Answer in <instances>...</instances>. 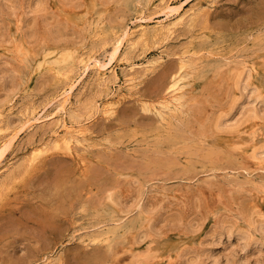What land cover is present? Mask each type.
I'll return each instance as SVG.
<instances>
[{"label": "rangeland", "instance_id": "374dc122", "mask_svg": "<svg viewBox=\"0 0 264 264\" xmlns=\"http://www.w3.org/2000/svg\"><path fill=\"white\" fill-rule=\"evenodd\" d=\"M126 1L0 0V126L11 128L0 131V145L9 143L10 148L0 163L5 191L0 198V264H44L50 259L53 264H264V152L253 159L252 149L237 147L256 120L253 142L264 151V0H188L181 12L204 9L196 28L180 24L175 33L157 40L136 45L124 41L112 62L116 72L121 69L119 78L107 70L105 83L90 67L77 79L64 115L88 119V129L75 138L73 153L46 145L50 151L37 154L35 164L25 169L31 147L52 144L56 135L57 118L45 116L56 111L52 104L66 80L54 77L47 62L63 54L97 55L106 61L111 38L132 29L142 8L146 16L153 7L163 12L155 24L176 18H166L163 7H155L160 0ZM181 3L172 0L173 6ZM240 71L242 84L237 80ZM171 76L185 84V103L178 107L164 86ZM255 87L260 99L254 97ZM106 99L117 102L118 111L111 116L99 111ZM34 107L41 121H27L28 109ZM105 234L109 240L95 239Z\"/></svg>", "mask_w": 264, "mask_h": 264}, {"label": "bare ground", "instance_id": "6f19581e", "mask_svg": "<svg viewBox=\"0 0 264 264\" xmlns=\"http://www.w3.org/2000/svg\"><path fill=\"white\" fill-rule=\"evenodd\" d=\"M128 1V0H127ZM126 1V2H127ZM182 1V3H181V5H179V6H173L172 5V0H160V2L158 3V5H154L155 7H159L160 8V6L161 7H163V9L164 10H162V11H164V13H165V15L167 16L166 18H170L171 16H174V15H176V18H175V20H173V21H169L168 23H164V22H162L161 20H158L157 21V24H155L154 22H156V21H154V18H156V17H158L159 16V14L160 13H163V12H160L159 10H157V9H155L154 7H153V10H151V8H149L150 9V13H149V11L147 12V13H149L147 16L145 15L146 13H145V11H144V9L142 8V10L138 13V15H137V18H136V21L134 22V24H135V26L131 29V28H125V29H123V32L121 31V29H120V26H118L119 27V29H120V31L122 32V33H118V34H114L115 35V37L113 36V38H111V36H110V38L111 39H113V41H112V44H111V50L109 51V55H108V58H107V60L105 61V59H104V61H101L100 59H98L96 56H94V55H89V56H87V57H79V56H73V54H67L66 56L63 54L61 57H58V58H56V60H55V62L53 61V63L52 62H50V63H48L47 62V64H48V71H50V73L54 76V77H56V78H58V79H61V78H64L66 81H65V83H64V87H63V91L60 93V94H58L59 95V97L60 98H58L57 100H56V102H54L53 104L52 103H50V101L49 102H45V103H50V104H52L54 107H55V109H56V111L55 112H53V110H52V112L50 113V114H48V115H46L45 117H48L49 119H54V118H57V121H56V125H57V130L55 131V137L52 139V141H50V142H52V144H49V142H45V143H43L42 145H39L38 144V146H35L34 145V147H31L32 149L30 150V156L28 157V158H26L25 159V169H27L28 167H32V165H34L35 164V162L37 161V154L39 155L40 154V152H45V151H47V150H49L47 147H49V146H47L46 147V145H51V148H53L54 150H57V151H61V152H65V153H68V154H72L73 153V146H75L73 143H74V140H76L77 139V137L79 138V136L81 137V136H83L84 134H87L86 133V131H87V129H88V126H87V123H86V121L88 120V119H81V118H79V116L76 114V116H78V117H76L75 116V118L74 119H70V120H68L67 118H66V116L64 115V113L66 112V105L68 104V102H69V98L71 97V93H72V91H75L74 90V88L76 87V85H77V79L79 78V77H81L82 75H84L83 73L85 72H87V71H89L90 70V67H95L96 69H97V71H98V73L100 74V77H101V79H102V81H104L105 83H109V80H107V76H106V71L107 70H111L112 71V74H114V76H115V78H119V75L120 74H117V72H118V69H117V72H116V70L114 69V68H112V67H114V66H112V62H113V59L116 57V55H118L119 53H120V51H121V48H122V46H123V43H125V42H127V43H130V44H133V43H135V42H146V41H148V40H152V39H154V40H157V39H160V38H162L163 36H167V35H170V34H172L174 31H175V28L177 27V25H182V24H187V25H189V26H195V24H196V22L197 21H199V17L202 15V14H204V9H203V7H197V8H192V9H188V10H185L184 12H181V10H180V8L182 7L183 8V5H185L186 3H187V1L188 0H181ZM154 2H156V1H154ZM127 3H129V2H127ZM136 3V2H135ZM137 4H138V1H137ZM155 4V3H154ZM180 4V3H179ZM92 5V4H91ZM136 5V4H135ZM205 5V4H204ZM149 6V5H148ZM152 6V5H151ZM127 7V6H126ZM193 7V6H192ZM207 7V6H206ZM128 8V7H127ZM139 8V7H138ZM148 9V8H147ZM148 9V10H149ZM186 9V8H185ZM206 9V8H205ZM183 10V9H182ZM134 11V10H133ZM134 13V12H133ZM145 13V14H144ZM85 15V14H84ZM21 16H22V14H21ZM77 17H79L80 18V15L78 16L77 15ZM21 18V17H20ZM76 18V16L74 17V19ZM129 18V17H128ZM173 18V17H172ZM81 19V18H80ZM158 19V18H157ZM21 20V19H20ZM76 20H79L78 18L76 19ZM100 20V19H99ZM135 20V19H134ZM164 20V19H163ZM171 20V19H170ZM122 21H123V19H122ZM131 21H133V20H131ZM22 22V21H21ZM20 22V23H21ZM102 22V21H101ZM130 22V21H129ZM154 23L155 25H151V23ZM202 22V21H201ZM19 23V24H20ZM97 23H99L98 21L96 22V24ZM18 25V24H17ZM21 25V24H20ZM98 26V25H97ZM104 26H106V25H104ZM125 26V25H124ZM127 26H128V24H127ZM133 26V25H132ZM131 26V27H132ZM201 26V25H200ZM15 27V29H16V26H14ZM13 27V28H14ZM20 27V26H19ZM85 27V26H84ZM83 28V27H82ZM99 28V27H98ZM102 28H105V27H102ZM109 28V27H108ZM114 28V27H113ZM195 28H196V26H195ZM95 29V28H94ZM97 29V28H96ZM111 29V28H110ZM116 29V28H115ZM182 29V28H181ZM201 29V28H200ZM17 30V29H16ZM15 30V31H16ZM86 30V29H85ZM91 30H93V29H91ZM94 31V30H93ZM95 31H97V30H95ZM94 31V32H95ZM113 31V30H112ZM119 31V32H120ZM114 32V31H113ZM14 33H16V32H14ZM90 33H92V32H90ZM175 33V32H174ZM193 34V33H192ZM205 34V33H204ZM86 35V34H85ZM93 35V34H92ZM198 35V34H197ZM207 35V34H206ZM199 36V35H198ZM204 36V35H203ZM15 37V36H14ZM96 37H97V34H96ZM102 37V36H101ZM189 37V36H188ZM201 37V36H200ZM207 37V36H206ZM219 37V36H218ZM217 37V38H218ZM88 38H90V37H88ZM170 38V37H169ZM199 38V37H198ZM204 38V37H203ZM207 38H209V37H207ZM16 39V38H15ZM92 39V38H91ZM189 39H191L190 37H189ZM197 39V38H196ZM216 39V38H215ZM85 40V39H84ZM171 40V39H170ZM169 40V41H170ZM208 40V39H207ZM68 41V40H67ZM73 41V40H72ZM96 41V40H95ZM109 41H111V40H109ZM125 41V42H124ZM222 41V40H221ZM21 42H23V40L21 41ZM65 42H66V40H65ZM107 42V41H106ZM187 42V41H186ZM185 42V43H186ZM203 42V41H202ZM201 42V43H202ZM209 42V41H208ZM16 45H18L19 43H18V41H16ZM163 43V42H162ZM23 44V43H22ZM108 44V43H107ZM110 44H108V45H110ZM140 44V43H139ZM156 44V43H155ZM164 44V43H163ZM208 44V43H207ZM213 44V43H212ZM15 45V46H16ZM97 45V44H96ZM106 45V44H105ZM104 45V46H105ZM107 45V46H108ZM133 45H136V44H133ZM158 45V44H157ZM165 45V44H164ZM198 45V44H197ZM13 46V45H12ZM22 46H24V44L22 45ZM79 46V45H78ZM84 46H86L85 44H84ZM103 46V47H104ZM132 46V45H131ZM155 46V45H154ZM214 47H216L215 45H213ZM221 46H222V44H221ZM26 47V46H25ZM66 47V46H65ZM81 47H82V45H81ZM90 47V46H89ZM143 47V46H142ZM160 47V46H159ZM162 47V46H161ZM219 47V46H218ZM13 48V47H12ZM15 48V47H14ZM95 48V47H94ZM145 48V47H144ZM153 48H155V47H153ZM182 48V47H181ZM19 49V48H18ZM18 49H16V50H18ZM22 49V48H21ZM24 49V48H23ZM22 49V50H23ZM43 49V48H42ZM49 49H52V48H49ZM66 49V48H65ZM72 49V48H71ZM132 49V48H131ZM139 49V48H138ZM151 49V48H150ZM150 49H148V50H150ZM160 49H162V48H160ZM183 49V48H182ZM15 50V51H16ZM56 50V49H55ZM70 50V49H69ZM76 50V49H75ZM82 50V49H81ZM96 50V49H95ZM94 50V51H95ZM106 50V49H105ZM183 50H185V49H183ZM226 50V49H225ZM11 51H12V49H11ZM24 51V50H23ZM27 51H28V48H27ZM47 51V50H46ZM49 51V50H48ZM60 51V50H59ZM100 51V50H99ZM98 51V52H99ZM186 51H187V49H186ZM189 51V50H188ZM206 51H208V50H206ZM216 51V50H215ZM214 51V52H215ZM25 52V51H24ZM54 52V51H53ZM67 52V51H66ZM96 52V51H95ZM104 52H106V51H104ZM131 52V51H130ZM164 52V51H163ZM198 52V51H197ZM196 52V53H197ZM204 52V51H203ZM211 52H213V51H211ZM216 52H218V51H216ZM215 52V53H216ZM50 53V52H49ZM59 53V52H58ZM75 53V52H74ZM78 53V52H77ZM82 53V52H81ZM80 53V54H81ZM94 53V52H93ZM107 53V52H106ZM105 53V54H106ZM186 53V52H185ZM188 53H191V52H188ZM18 54V53H17ZM52 54V53H51ZM76 54V53H75ZM95 54V53H94ZM123 54V53H122ZM142 54V53H141ZM159 54V53H158ZM160 54H162V53H160ZM200 54V53H199ZM209 54V53H208ZM214 54V53H213ZM223 54V53H222ZM54 55H56V54H54ZM88 55V54H87ZM120 55V54H119ZM124 55V54H123ZM145 55V54H144ZM210 55V54H209ZM215 55V54H214ZM218 55V54H217ZM216 55V56H217ZM41 56V55H40ZM82 56V55H81ZM140 56V55H139ZM158 56V55H157ZM179 56H182V55H179ZM179 56H177V57H179ZM186 56V55H185ZM215 56V57H216ZM218 56H221V55H218ZM225 56V55H224ZM228 56V55H227ZM27 57V56H26ZM106 57V56H105ZM124 57V56H123ZM135 57V56H134ZM141 57V56H140ZM140 57H139V59H140ZM190 57V56H189ZM196 57H199L198 56V54H197V56ZM201 57V56H200ZM212 57V56H211ZM210 56H209V58H211ZM69 58H74V63H73V61L72 60H70L69 61V63H73V64H70V66H69V63H68V60H69ZM119 58V57H118ZM142 58V57H141ZM156 58V57H155ZM163 58V57H162ZM161 58V59H162ZM202 58V57H201ZM212 58H214V56L212 57ZM221 58H222V56H221ZM225 58V57H224ZM44 59V58H43ZM46 59V58H45ZM133 59V58H132ZM158 59V58H157ZM189 59V58H188ZM192 59V58H191ZM190 59V60H191ZM203 59H204V57H203ZM206 59V58H205ZM204 59V60H205ZM228 59V58H227ZM27 60V59H26ZM47 60V59H46ZM54 60V59H53ZM149 60V59H148ZM147 60V61H148ZM153 60V59H152ZM178 60V59H177ZM182 60V59H181ZM184 60H186V59H184ZM216 60V59H215ZM223 60V59H222ZM37 61V60H36ZM45 61V60H44ZM50 61V60H49ZM115 61V60H114ZM118 61V60H117ZM122 61V60H121ZM140 61V60H139ZM194 61V60H193ZM192 61V62H193ZM203 61V60H202ZM214 61V60H213ZM224 61V60H223ZM227 61V60H226ZM24 62V61H23ZM43 62V61H42ZM60 62H64V63H60ZM77 62H78V64H77ZM137 62V61H136ZM143 62V61H142ZM149 62H150V60H149ZM159 62V61H158ZM182 62H183V64L182 65H184V61L182 60ZM207 62V61H206ZM205 62V63H206ZM209 62V61H208ZM211 62V61H210ZM209 62V63H210ZM217 62V61H216ZM133 63V62H132ZM178 63V62H177ZM189 63V62H188ZM195 63V62H194ZM197 63V62H196ZM215 63V62H214ZM219 63H221V61H219ZM253 63V62H252ZM43 64V63H42ZM128 64V63H127ZM126 64V65H127ZM244 64V63H243ZM72 65V66H71ZM76 65H78V66H76ZM146 65H148V64H146ZM179 65H181V63L179 64ZM186 65H188L187 64V62H186ZM192 65H195L196 66V64H192ZM208 65V64H207ZM213 65V64H212ZM257 65V64H256ZM36 66V65H35ZM41 66V65H40ZM76 66V67H75ZM118 66H121V65H119L118 64ZM130 66V65H129ZM128 66V67H129ZM133 66V65H132ZM155 66H157V65H154V67ZM177 66V65H176ZM249 66V65H248ZM78 67H82V68H78ZM141 67V66H140ZM189 67V66H188ZM200 67V66H199ZM203 67H204V65H203ZM202 67V68H203ZM206 67V66H205ZM209 67V66H208ZM257 67V66H256ZM259 67V66H258ZM262 67V66H261ZM33 68H34V66H33ZM32 68V69H33ZM122 68V67H121ZM124 68V67H123ZM130 68V67H129ZM178 68V67H177ZM192 68V67H191ZM264 68V67H263ZM30 69V68H29ZM31 69V71H33V70H35V69H33L32 70ZM175 69V68H174ZM182 69H184L183 67H182ZM121 69H119V71H120ZM178 70V69H177ZM187 70V69H186ZM235 70V69H234ZM233 70V71H234ZM252 70V69H251ZM262 70V69H261ZM31 71H29V72H31ZM43 71V70H42ZM94 71V70H93ZM123 71V70H122ZM121 71V72H122ZM147 71V70H146ZM150 71H151V67H150ZM194 71H195V69H194ZM245 71V70H244ZM256 71V70H255ZM149 72V71H148ZM179 72V71H178ZM177 72V73H178ZM189 72V71H188ZM197 72V71H196ZM195 72V73H196ZM199 72H200V70H199ZM198 72V73H199ZM235 72V71H234ZM252 72H253V70H252ZM33 73H34V71H33ZM40 73V72H39ZM184 73V72H183ZM241 73H242V71H240L239 72V75H238V83H239V81H240V79H241V77H239V76H241ZM245 73H246V71H245ZM254 73V72H253ZM29 74V73H28ZM108 74V73H107ZM110 74V73H109ZM127 74V73H126ZM171 74V73H170ZM174 74V73H173ZM188 74V73H187ZM91 75V74H90ZM89 75V76H90ZM132 75V74H131ZM141 75H143V74H141ZM34 76V75H33ZM85 76V75H84ZM83 76V77H84ZM184 76V75H183ZM26 77V76H25ZM35 77V76H34ZM33 77V78H34ZM83 77H81L80 79H83ZM172 77V76H171ZM245 77H248V75L247 76H245ZM96 78V77H95ZM127 78V77H126ZM135 79V78H134ZM251 79V78H250ZM25 80V79H24ZM91 80V79H90ZM98 80V79H97ZM119 80V79H118ZM136 80V79H135ZM166 80V79H165ZM190 81H191V79H189ZM249 80V79H248ZM34 81V80H33ZM243 81V80H242ZM132 82V81H131ZM241 82V81H240ZM56 83V82H55ZM120 83V82H119ZM122 83V82H121ZM128 83H130V82H128ZM31 84V83H30ZM79 84V83H78ZM81 84V83H80ZM84 84H85V81H84ZM83 84V85H84ZM111 84V83H110ZM138 84V83H137ZM136 84V85H137ZM187 84V83H186ZM190 84V83H189ZM241 84H242V82H241ZM244 84V83H243ZM259 84V83H258ZM101 85V84H100ZM107 85V84H106ZM128 85V84H127ZM251 85V84H250ZM29 86V85H28ZM121 86V85H120ZM164 86H166L167 87V90L171 93V96H172V99L174 100V102H175V104L174 103H172V106H173V104L176 106V107H178L179 105L181 106V105H183L184 103H185V96H184V86H185V84H182L181 83V78L178 76V77H172L170 80H168L167 82H165V85ZM163 86V87H164ZM188 86V85H187ZM241 86V85H240ZM33 87V86H32ZM80 87V86H79ZM83 87V86H82ZM96 87V86H95ZM135 87V86H134ZM189 87V86H188ZM242 87V86H241ZM240 87V88H241ZM55 88V87H54ZM111 88V87H110ZM123 88V87H122ZM126 88V87H125ZM128 88V87H127ZM131 88V87H130ZM137 88H138V85H137ZM136 88V89H137ZM256 88V87H255ZM21 89V88H20ZM29 89H30V87H29ZM29 89H27V91L29 90ZM56 89V88H55ZM112 89V88H111ZM113 89H114V87H113ZM188 89V88H187ZM22 90V89H21ZM101 90V89H100ZM116 90V89H115ZM125 89H123V91H124ZM166 90V91H167ZM251 90V89H250ZM129 91V90H128ZM128 91H126V93H128ZM190 91V90H189ZM256 94H255V98H259V97H261V91H260V89H257L256 88ZM30 92V91H29ZM136 92L138 93V90H136ZM235 92V91H234ZM250 92V91H249ZM254 92H255V89H254ZM28 93V92H27ZM97 93V92H96ZM100 93V92H99ZM99 93H97V94H99ZM114 93V92H113ZM116 93V92H115ZM120 93H122V92H120ZM133 94H134V92H132ZM164 93H165V89H164ZM194 93V92H193ZM263 93V92H262ZM25 94V93H24ZM123 94V93H122ZM129 94V93H128ZM166 94V93H165ZM16 95V94H15ZM15 95H13V96H15ZM30 95V94H29ZM28 95V96H29ZM94 95H96V94H94ZM103 95V94H102ZM106 95H108L107 93H106ZM114 95V94H113ZM132 95V94H131ZM134 95H136V94H134ZM238 95V94H237ZM249 95V94H248ZM252 95H253V93H252ZM56 96V95H55ZM74 96V95H73ZM98 96V95H97ZM112 96V95H111ZM116 96V95H115ZM121 96V95H120ZM126 96V95H125ZM163 96V94L160 96V97H162ZM168 96V95H167ZM170 96V95H169ZM98 97H100V96H98ZM101 97H103V96H101ZM100 97V98H101ZM132 97H135V96H132ZM139 97H141V96H139ZM164 97V96H163ZM166 97V96H165ZM191 97V96H190ZM249 97V96H248ZM13 98V97H12ZM56 98V97H55ZM91 98V97H90ZM93 98V97H92ZM131 97H129V99H130ZM135 98H137V96L135 97ZM145 98H147V97H145ZM145 98H144V101H146L145 100ZM72 99V98H71ZM89 99V98H88ZM113 99V98H112ZM158 99V98H157ZM260 99V98H259ZM262 99V98H261ZM55 100V99H54ZM73 100V99H72ZM95 101V100H98V99H92V101ZM134 100V99H133ZM137 100V99H136ZM140 100V99H139ZM171 100V99H170ZM251 100V99H250ZM249 100V101H250ZM8 101V100H7ZM11 101H12V99H11ZM91 100H90V102H92ZM143 100H141L140 102H142ZM143 101V102H144ZM154 101H156V100H154ZM172 101V100H171ZM252 101H253V99H252ZM36 102V101H35ZM53 102V101H52ZM96 102V101H95ZM148 102H150V101H148ZM158 102V101H157ZM159 102H161V101H159ZM168 102H170V101H168ZM254 102V101H253ZM44 103V104H45ZM71 103V102H70ZM97 103H98V101H97ZM101 103V102H100ZM122 103V102H121ZM139 103V102H138ZM147 103V102H146ZM145 103V104H146ZM162 103V102H161ZM165 103V102H164ZM240 103V102H239ZM238 103V104H239ZM259 103V102H258ZM261 103H262V101H261ZM3 104V103H2ZM36 104V103H35ZM49 104V105H50ZM75 104V103H74ZM73 104V105H74ZM84 104H86V102L84 103ZM93 104V103H92ZM116 104H117V102L116 101H114V100H109V99H106L105 101H103L102 102V104H101V107L100 106H98V107H96L97 109L100 107V110L99 111H101L103 114H105L106 116H111V114H114L113 112H114V110H117L116 109ZM154 104V103H153ZM152 104V105H153ZM255 104H257V102L255 103ZM11 105V104H10ZM9 105V106H10ZM70 105V104H69ZM83 105V104H82ZM141 105H143V104H141ZM140 105V106H141ZM166 105V104H165ZM168 105V104H167ZM248 105V104H247ZM250 105V104H249ZM16 106V105H15ZM31 106V105H30ZM46 106H48V104H46ZM89 107H90V105H88ZM88 106H86V107H88ZM95 106V105H94ZM121 106V105H120ZM119 106V107H120ZM149 106H151V105H149ZM154 106V105H153ZM155 106H157V105H155ZM162 106V105H161ZM168 106H170V105H168ZM167 106V107H168ZM171 106V107H172ZM253 106V105H252ZM3 107V106H2ZM39 107L41 108V106L39 105ZM44 107V106H43ZM53 107V108H54ZM69 107V106H68ZM72 107V106H71ZM85 107V108H86ZM89 107H88V109H89ZM163 107H165V106H163ZM162 107V108H163ZM6 108V107H5ZM8 108V107H7ZM6 108V109H7ZM36 107H34V108H29L28 109V114L27 115H29L28 116V118H27V121H30L31 120V118H34L35 119V121H41L43 118L42 117H37L36 115L38 114V112L36 111V109H35ZM39 108V109H40ZM45 108V107H44ZM74 108V107H73ZM82 108V107H81ZM81 108H80V110H79V112L81 111ZM85 108H84V110H85ZM95 108V109H96ZM154 108V107H153ZM258 108V107H257ZM46 109V108H45ZM71 109V108H70ZM90 109H91V107H90ZM172 109V108H171ZM180 109V108H179ZM259 109V108H258ZM2 110V109H1ZM11 110V109H10ZM44 110V109H43ZM47 110H48V108H47ZM156 110V109H155ZM165 110V109H164ZM178 110V109H177ZM82 111H83V109H82ZM81 111V112H82ZM86 111V110H85ZM118 111V110H117ZM145 111V110H144ZM157 111V110H156ZM169 111V110H168ZM249 111V110H248ZM260 111V110H259ZM2 112V111H1ZM0 112V113H1ZM40 112V111H39ZM60 112V113H59ZM88 112H90V111H88ZM171 112V111H170ZM173 112H175V111H173ZM254 112V111H253ZM13 113V112H12ZM26 113H27V111H26ZM42 113V112H41ZM56 113H58V115H56ZM70 113V112H69ZM86 113V112H85ZM94 113V112H93ZM99 113V112H98ZM97 113V114H98ZM117 113V112H116ZM155 113V112H154ZM153 113V114H154ZM158 113V112H157ZM169 113V112H168ZM167 113V114H168ZM180 113H181V111H180ZM255 113H257V112H255ZM2 114V113H1ZM17 114V113H16ZM70 114H72V113H70ZM96 114V115H97ZM184 114V113H183ZM186 114V113H185ZM260 114V113H259ZM13 115V114H12ZM21 115V114H20ZM73 115V114H72ZM71 115V116H72ZM80 115V114H79ZM88 115V114H87ZM157 115V114H156ZM163 115H164V113H163ZM169 115V114H168ZM8 116V115H7ZM56 116H58V117H56ZM69 116V115H68ZM82 116H84V115H82ZM89 116V115H88ZM101 116V115H100ZM104 116V115H103ZM106 116H104V118L106 117ZM114 116V115H113ZM166 116V115H165ZM170 116V115H169ZM173 116V115H172ZM171 116V117H172ZM184 116V115H183ZM232 116V115H231ZM259 116V115H258ZM260 116H261V114H260ZM24 117H25V114H24ZM70 117V116H69ZM81 117V116H80ZM97 117V116H96ZM102 117V116H101ZM175 117V116H174ZM174 117H172V118H174ZM255 118H257V116H254ZM77 118H79V119H77ZM86 118H87V116H86ZM89 118V117H88ZM111 118V117H110ZM171 118V119H172ZM228 118V117H227ZM6 119H7V117H6ZM90 119V118H89ZM107 119V118H106ZM109 119V118H108ZM158 119H160L159 117H158ZM230 119V118H229ZM2 120V119H1ZM15 120V119H14ZM13 120V121H14ZM164 121L166 120L165 118L163 119ZM236 120V119H235ZM251 120V119H250ZM16 121V120H15ZM14 121V122H15ZM27 121H26V123H27ZM33 121V120H32ZM92 121V120H91ZM23 122H25V121H22L21 123H23ZM31 122V121H30ZM167 122H169V121H167ZM166 122V123H167ZM220 122V121H219ZM217 123L216 124V128H218L219 126H220V123ZM227 122V121H226ZM2 123V122H1ZM20 123V122H19ZM46 123H47V121H46ZM89 124H91L90 122H88ZM234 123V122H233ZM33 124V123H32ZM19 125V124H18ZM22 125H24V124H22ZM28 125V124H27ZM30 125V124H29ZM34 125V124H33ZM32 125V126H33ZM223 125H225V124H223ZM91 126V125H90ZM247 126H248V124H247ZM14 127H17V126H14ZM21 127V126H20ZM223 127V126H222ZM243 127V126H242ZM25 128H26V125H25ZM59 128H61L62 129V133L60 134L58 131V129ZM229 128V127H228ZM20 129V128H19ZM18 129V130H19ZM53 129V128H52ZM90 129V128H89ZM224 129V128H223ZM257 129H258V123H257V121L256 120H254L253 121V125L252 126H250V128H249V130H248V134L247 135H245L244 137H242V138H240V141H239V143H237V147L240 149V150H242V151H244V152H246V150L248 149V148H250V149H252V158L253 159H257L258 158V154H260L261 152H264V151H262L263 149H260V148H256V144L253 142V139H254V137H255V133H256V131H257ZM4 130H6V131H10L11 130V128H10V126H6L5 128H3V126H0V131L1 132H3ZM24 130V129H23ZM22 130V131H23ZM30 130V129H29ZM92 130V129H91ZM21 131V130H20ZM235 131V130H234ZM0 132V133H1ZM18 132V131H17ZM25 132V131H24ZM92 132V131H91ZM236 132V131H235ZM19 133V132H18ZM49 133V132H48ZM90 133V132H89ZM227 135H228V133H226ZM52 136V135H51ZM54 136V135H53ZM92 136V135H91ZM1 137V136H0ZM4 137H6V135L4 136ZM87 137V136H86ZM10 138V137H9ZM8 138V139H9ZM21 138V137H20ZM76 138V139H75ZM233 138V137H232ZM2 139H4V138H2ZM261 139V138H260ZM10 140V139H9ZM14 140H16V137H15V139ZM78 140V139H77ZM7 141V140H6ZM43 141V140H42ZM88 141H89V139H88ZM3 142V141H2ZM15 142V141H14ZM14 142H12V143H14ZM17 142H19V140L17 141ZM12 143H10V144H12ZM83 143V142H82ZM86 143V142H85ZM84 143V144H85ZM9 144V143H8ZM8 144H2V145H0V163H1V160L3 159V157L4 156H6V154H5V152H6V150H8V149H10V148H8ZM15 144V143H14ZM35 144V143H34ZM87 144V143H86ZM94 144H95V142H94ZM12 146H13V144H12ZM15 146H16V144H15ZM31 146H33V145H31ZM83 146V145H82ZM103 146V145H102ZM10 147V146H9ZM84 147V146H83ZM91 147V146H90ZM96 147V146H95ZM106 148V147H105ZM29 149V148H28ZM76 149V148H75ZM26 150H27V148H26ZM83 150V149H82ZM212 150V149H211ZM12 151V150H11ZM24 151V150H23ZM50 151V150H49ZM78 151V150H77ZM248 151H250V150H248ZM247 151V152H248ZM10 152V151H9ZM14 152V151H13ZM24 152H27V151H24ZM89 153V152H88ZM5 154V155H4ZM23 154V153H22ZM24 155V154H23ZM26 155V154H25ZM91 155V154H90ZM244 155V154H243ZM246 155V154H245ZM244 155V156H245ZM264 155V154H263ZM262 155V156H263ZM8 156V155H7ZM81 157H83V156H81ZM87 157V156H86ZM92 157V156H91ZM90 157V158H91ZM240 157H241V155H240ZM20 159H22V158H20ZM19 159V160H20ZM82 158H80L79 160H81ZM83 159H85V157L83 158ZM82 159V161H84ZM6 160H9V159H6ZM24 161V160H23ZM247 161V160H246ZM253 161V160H252ZM256 161V160H255ZM258 161V160H257ZM262 161V160H261ZM15 162V161H14ZM40 162V161H39ZM88 162V161H87ZM17 162H15V164H16ZM38 163V162H37ZM258 163V162H257ZM18 164V163H17ZM22 164V163H21ZM86 164H88V163H85V165ZM254 164V163H253ZM259 165H260V163H258ZM263 164V163H262ZM84 165V166H85ZM249 165V164H248ZM82 166V165H81ZM6 167V166H5ZM14 167V166H13ZM22 167H24L23 165H22ZM86 167V166H85ZM244 167V166H243ZM247 167V166H246ZM250 167V166H249ZM7 168H8V166H7ZM17 168H19V167H17ZM82 168V167H81ZM254 168H257V167H254ZM259 168H260V166H259ZM12 169V168H11ZM84 169V168H83ZM82 169V170H83ZM264 168H262V170H263ZM10 170V169H9ZM85 170V169H84ZM257 170V169H256ZM23 171V170H22ZM80 171V170H79ZM87 171V170H86ZM254 172H255V170H253ZM5 172V171H4ZM14 172V171H13ZM18 172V171H17ZM248 172V171H247ZM250 172V171H249ZM248 172V173H249ZM16 173V172H15ZM82 173V172H81ZM80 173V174H81ZM84 173H85V171H84ZM9 174V173H8ZM83 174V173H82ZM6 175V174H5ZM14 177V176H13ZM7 180V179H6ZM264 180V179H263ZM11 181V180H10ZM262 181V180H261ZM248 182H249V180H248ZM252 183V182H251ZM262 183H263V181H262ZM253 184V183H252ZM257 185V184H256ZM6 186V185H5ZM262 186V185H261ZM260 187V186H259ZM259 187H257V189L259 188ZM263 187V186H262ZM261 187V189H263ZM5 191H4V187L2 186V182L0 181V198L2 197V195L4 194L5 195V193H4ZM8 192V191H7ZM8 194H9V192H8ZM255 194V193H254ZM4 195H3V197H4ZM111 196V195H110ZM261 196V195H260ZM263 196V195H262ZM252 197V196H251ZM110 199V198H109ZM1 200V199H0ZM250 200V199H249ZM260 200V199H259ZM258 200V201H259ZM140 201V200H139ZM251 203V202H250ZM263 203V202H262ZM258 204V203H257ZM260 204V203H259ZM138 205H139V203H138ZM262 205V204H261ZM264 205V204H263ZM263 207H261V209H262ZM112 210V209H111ZM111 212V211H110ZM113 213V212H112ZM111 213V214H112ZM105 215V214H104ZM129 215V214H128ZM106 216V215H105ZM108 216V215H107ZM111 216V215H110ZM113 216H114V214H113ZM113 216H112V218H113ZM123 216H125V215H123ZM123 216H121V217H123ZM140 217V216H139ZM109 218V217H108ZM125 218V217H124ZM128 218V217H127ZM105 220H108V219H106V218H104ZM114 219H116V218H114ZM139 219V218H138ZM144 219H145V217H144ZM147 219V218H146ZM103 220V219H102ZM112 220V219H111ZM111 220H109L110 222H111ZM119 220V219H118ZM118 220L116 221L115 220V222L116 223H118ZM142 220V219H141ZM113 221V220H112ZM122 221V220H121ZM120 220H119V222H121ZM137 221V220H136ZM146 221V220H145ZM255 221V220H254ZM107 222V221H106ZM138 222V221H137ZM140 222V221H139ZM257 222V221H256ZM141 223H142V221H141ZM144 223V222H143ZM261 223V222H260ZM102 224H103V222H102ZM105 224V223H104ZM107 224V223H106ZM109 224V223H108ZM122 224V223H121ZM131 224H132V222H131ZM139 224V223H138ZM134 225V224H133ZM256 225V224H255ZM254 225V226H255ZM258 225V224H257ZM95 226V225H94ZM93 226V227H94ZM106 226V225H105ZM107 226H110V225H107ZM113 226V225H112ZM111 226V227H112ZM129 226V225H128ZM93 227H92V230H94L93 229ZM100 227V225L98 226V228ZM118 227V226H117ZM87 228V227H86ZM102 228H103V226H102ZM234 228V227H233ZM232 228V229H233ZM259 228V227H258ZM262 228V227H261ZM112 229H114V227L112 228ZM116 229V228H115ZM227 229V228H226ZM252 229V228H251ZM87 230H88V228H87ZM91 230V229H90ZM96 230V229H95ZM98 230V229H97ZM129 230V229H128ZM231 230V229H230ZM229 230V231H230ZM239 230V229H238ZM254 230V229H253ZM252 230V231H253ZM259 230V229H258ZM86 231V230H85ZM105 231H107V230H105ZM121 231V230H120ZM123 231V230H122ZM127 231V230H126ZM132 231V230H131ZM236 231V230H235ZM243 231V230H242ZM256 231V230H255ZM83 232V231H82ZM81 232V233H82ZM88 232H90V231H88ZM109 232V231H108ZM245 232V231H244ZM76 233H79V232H76ZM128 233V232H127ZM243 233V232H242ZM86 234V233H85ZM125 234V233H124ZM232 234V233H231ZM81 235V234H80ZM114 235V234H113ZM255 235V234H254ZM83 236H84V234H83ZM82 236V237H83ZM86 236V235H85ZM246 236H247V234H246ZM74 237H76L75 235H74ZM249 237V236H248ZM252 237V236H251ZM80 238H81V236H80ZM93 238V237H92ZM101 238L105 241V240H109V235L108 234H105L104 236L103 235H101V236H98V237H96L95 239L97 240V241H102L101 240ZM151 238V237H150ZM82 239V238H81ZM80 239V240H81ZM254 239V238H253ZM115 240V239H114ZM175 240V239H174ZM249 240V239H248ZM83 241H85L84 239H83ZM103 241V242H104ZM148 241V240H147ZM92 242V241H91ZM102 242V243H103ZM99 243V242H98ZM107 243V242H106ZM86 244V243H85ZM116 244V243H115ZM105 245V244H104ZM185 245V244H184ZM85 246V245H84ZM88 246V245H87ZM168 246V245H167ZM182 246V245H181ZM57 250H58V248H57ZM107 250V249H106ZM55 252V251H54ZM57 252V251H56ZM156 252V251H155ZM140 253V252H139ZM50 254H51V252H50ZM114 254V253H113ZM174 254V253H173ZM45 255H47V254H45ZM57 255V254H56ZM166 255V254H165ZM175 255V254H174ZM139 256V255H138ZM177 256V255H176ZM49 257V256H48ZM51 257H52V255H51ZM61 257H62V255H61ZM50 258V257H49ZM63 258V257H62ZM151 259V258H150ZM44 260V259H43ZM61 260V259H60ZM152 260V259H151ZM40 261V260H39ZM59 261V260H58ZM37 262V261H36ZM154 262V261H153ZM62 263V262H61ZM162 263V262H161ZM160 263V264H161ZM35 264V263H34ZM36 264H38V263H36ZM44 264H53L52 263V261H51V259L50 260H48L46 263H44ZM133 264V263H132ZM163 264V263H162Z\"/></svg>", "mask_w": 264, "mask_h": 264}]
</instances>
